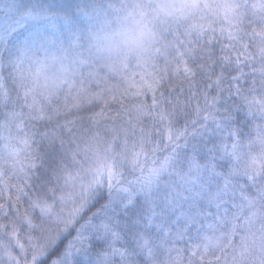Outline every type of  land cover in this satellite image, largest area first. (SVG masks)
I'll use <instances>...</instances> for the list:
<instances>
[{"label": "snow or ice", "instance_id": "obj_1", "mask_svg": "<svg viewBox=\"0 0 264 264\" xmlns=\"http://www.w3.org/2000/svg\"><path fill=\"white\" fill-rule=\"evenodd\" d=\"M0 264H264V0H0Z\"/></svg>", "mask_w": 264, "mask_h": 264}]
</instances>
